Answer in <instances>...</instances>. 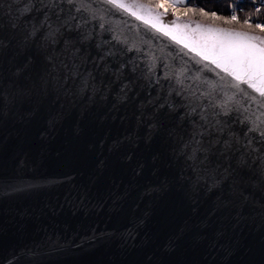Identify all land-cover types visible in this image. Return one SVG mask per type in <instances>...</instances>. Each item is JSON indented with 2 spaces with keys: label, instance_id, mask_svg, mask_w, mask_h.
<instances>
[{
  "label": "water",
  "instance_id": "1",
  "mask_svg": "<svg viewBox=\"0 0 264 264\" xmlns=\"http://www.w3.org/2000/svg\"><path fill=\"white\" fill-rule=\"evenodd\" d=\"M8 4L3 0L0 9L7 12ZM95 6L110 29L102 39L125 41L113 42L108 63L128 67L121 81L96 69V36L81 46L89 56L84 68L107 87L95 97L90 90L69 97L52 86L0 119V264H264V220L222 236L209 227L201 237L180 155L192 118L176 92L192 86L219 100L235 89L127 12L101 0ZM128 81L132 90L120 103V84ZM149 100L154 104L142 109ZM161 103L175 106L160 113L173 135L161 132L146 143L137 117Z\"/></svg>",
  "mask_w": 264,
  "mask_h": 264
},
{
  "label": "snow or ice",
  "instance_id": "2",
  "mask_svg": "<svg viewBox=\"0 0 264 264\" xmlns=\"http://www.w3.org/2000/svg\"><path fill=\"white\" fill-rule=\"evenodd\" d=\"M101 2L127 12L169 37L205 68L216 72L225 86L235 89L231 95L225 92L219 100L214 93L197 95L192 86L176 92L183 96L192 118V131L182 141L180 155L190 172L187 197L196 218L195 226L203 230L201 237L206 238L209 227L222 236L229 228L235 229L248 220H264V23H253L252 13H245L243 20L235 11L227 17L218 16L203 8L188 7L184 0ZM96 3L97 0H9L8 11L0 9V119L18 104L52 86L69 97L89 90L95 97L101 87H107L103 81L97 86L94 72L84 68L89 56L82 52L81 46L96 36L101 39L95 44L98 56L92 59L93 65L102 68L105 74L111 72L115 81H121L128 65L121 63L112 69L108 59L115 55L111 50L113 42L125 41L118 35L102 39V34L110 29L101 22L103 16ZM178 6L183 7L184 16L199 11L203 16L240 27L182 21ZM170 10L174 19L165 22ZM260 11L255 9L256 13ZM34 12L39 19L31 16ZM5 65L7 77L3 74ZM131 90V81L120 84L117 93L120 103L127 102ZM152 104L149 100L141 108ZM165 108L169 112L175 110L174 105L161 103L152 113L142 110L137 117L147 129L146 143L161 132L173 135L160 119ZM234 125L243 131L236 130Z\"/></svg>",
  "mask_w": 264,
  "mask_h": 264
},
{
  "label": "rangeland",
  "instance_id": "3",
  "mask_svg": "<svg viewBox=\"0 0 264 264\" xmlns=\"http://www.w3.org/2000/svg\"><path fill=\"white\" fill-rule=\"evenodd\" d=\"M187 1L188 0H185V2H184V5H186L187 4ZM231 1V0H230ZM187 6V5H186ZM190 7H192V6H190ZM233 5H231L230 4V8H231V10H230V13H229V15H231V13H232V10H233ZM193 8V7H192ZM178 10L181 12V19H182V21H187V20H192V21H199V22H201V23H205V24H214V25H216V26H220V27H235V28H239L240 27V25L239 24H235V23H233V24H225L224 23V21H222V20H219V19H213V18H211L210 16H203L199 11H196L195 13H188V15L187 16H184L183 15V11H184V9H183V7H181V6H178ZM245 13H255L254 12V9H250V8H248V9H245L244 10V12H237V14L239 15V17H240V19L241 20H243V18H244V14ZM218 14V16H225V17H227V16H229V15H225V14H223V15H221V14H219V13H217ZM172 19H174V17H173V15H172V13H171V10L169 11V15L167 16V17H165V22H169V21H171ZM210 20V21H209ZM253 23H255V21H252ZM257 23V22H256ZM195 25L193 24V27H194Z\"/></svg>",
  "mask_w": 264,
  "mask_h": 264
},
{
  "label": "trees",
  "instance_id": "4",
  "mask_svg": "<svg viewBox=\"0 0 264 264\" xmlns=\"http://www.w3.org/2000/svg\"><path fill=\"white\" fill-rule=\"evenodd\" d=\"M230 4V0H188L186 5L188 7L192 6L195 9L203 8L206 12L209 13L215 12L221 15H229L231 10ZM244 8L245 7H243V9Z\"/></svg>",
  "mask_w": 264,
  "mask_h": 264
},
{
  "label": "built area",
  "instance_id": "5",
  "mask_svg": "<svg viewBox=\"0 0 264 264\" xmlns=\"http://www.w3.org/2000/svg\"><path fill=\"white\" fill-rule=\"evenodd\" d=\"M231 5H233L232 12H244L248 8L254 9L255 12L256 8L261 9L259 13H252L251 20L255 23H264V0H231Z\"/></svg>",
  "mask_w": 264,
  "mask_h": 264
},
{
  "label": "bare ground",
  "instance_id": "6",
  "mask_svg": "<svg viewBox=\"0 0 264 264\" xmlns=\"http://www.w3.org/2000/svg\"><path fill=\"white\" fill-rule=\"evenodd\" d=\"M184 2H185V0H184Z\"/></svg>",
  "mask_w": 264,
  "mask_h": 264
}]
</instances>
